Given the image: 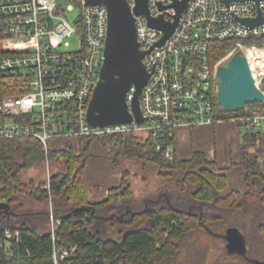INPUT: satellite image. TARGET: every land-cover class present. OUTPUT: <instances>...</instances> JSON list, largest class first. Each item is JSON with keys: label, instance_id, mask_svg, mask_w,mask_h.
Wrapping results in <instances>:
<instances>
[{"label": "built area", "instance_id": "built-area-1", "mask_svg": "<svg viewBox=\"0 0 264 264\" xmlns=\"http://www.w3.org/2000/svg\"><path fill=\"white\" fill-rule=\"evenodd\" d=\"M64 2L0 0V138L33 136L48 148L52 138L105 139L133 133L140 141L150 139L162 157L172 160L179 126L222 119L214 112L217 66L209 61L210 45L225 39L241 45L243 39L264 38V22L249 26L238 20L253 18L258 11L264 18V0H187L175 29L161 45L155 43L164 31L150 26L144 14H134L139 48L150 49L143 57L149 76L139 97L143 120L91 125L87 106L103 60L107 8L86 0ZM173 2L147 0L150 15L174 21ZM127 3L132 9L137 0ZM134 89L131 85L127 92L128 103ZM239 121L250 133L264 129V113L241 116ZM18 232L6 228L0 236L5 255L13 253ZM55 232L53 226V238ZM74 249L71 246L70 251ZM68 252L54 250L55 264Z\"/></svg>", "mask_w": 264, "mask_h": 264}, {"label": "trees", "instance_id": "trees-1", "mask_svg": "<svg viewBox=\"0 0 264 264\" xmlns=\"http://www.w3.org/2000/svg\"><path fill=\"white\" fill-rule=\"evenodd\" d=\"M235 41L225 39L210 45L207 54L212 66L230 58L222 59ZM242 42L260 45L264 38ZM212 97L217 116L233 119L241 128L239 161L228 167H220L202 150H193L185 159H165L150 139L140 141L132 133L105 138L117 145L116 154L109 159L113 165L122 155L158 167L160 187L165 191L159 193L161 197L145 200L140 208H133L124 168L120 184L111 186L107 198L88 201L87 160L97 137L52 138L62 143L53 148L49 142L45 148L33 136L0 138V201L14 211L0 209V236L6 228L20 234L11 255L0 251V264H55L54 250L64 248L68 255L56 264H165L180 259L190 232L203 226L242 227L249 247L264 248V129L250 133L239 121L241 116L263 114L264 101L225 110L217 102L214 87ZM47 160L58 166L48 180L43 178L36 185L32 178L20 179L22 170ZM25 198L50 203L53 215L60 219L54 238L49 230L38 232L18 219L27 213L20 209ZM43 212L48 217L49 209Z\"/></svg>", "mask_w": 264, "mask_h": 264}, {"label": "water", "instance_id": "water-1", "mask_svg": "<svg viewBox=\"0 0 264 264\" xmlns=\"http://www.w3.org/2000/svg\"><path fill=\"white\" fill-rule=\"evenodd\" d=\"M86 2L104 3L108 15L103 60L88 101L87 121L91 125L123 124L132 120L142 122L139 97L149 76L143 57L150 49L139 48L134 14H144L150 26L164 31L163 36L155 43L161 45L175 29L187 0H174L172 5L176 9V14L172 22L164 20L161 15L152 17L147 0H137L132 9L127 0H86ZM238 20L249 26L264 22L260 11L253 18L238 17ZM249 67L247 56L240 50L217 66L215 71L217 102L223 109H241L246 102L264 101V91L255 82ZM131 85L135 89L128 103L127 92ZM0 209L9 212V204L0 201ZM222 236L226 238L225 247L228 253L246 256V239L239 227L235 225L226 227ZM252 260L257 264H264L261 259Z\"/></svg>", "mask_w": 264, "mask_h": 264}, {"label": "rangeland", "instance_id": "rangeland-1", "mask_svg": "<svg viewBox=\"0 0 264 264\" xmlns=\"http://www.w3.org/2000/svg\"><path fill=\"white\" fill-rule=\"evenodd\" d=\"M61 3H65L64 0H58ZM68 1V0H65ZM75 13V10L68 13V17L72 16ZM75 37L71 39L72 46L75 47ZM235 41L232 47L227 51L225 56L222 59H225L234 52L240 50L244 53L249 60L250 68L253 71L255 82L260 89L264 91V54L252 53L248 50L247 43H240ZM256 49H264V44H257ZM227 56V57H226ZM214 64L213 66H215ZM240 128V127H239ZM241 130V128H240ZM133 134V133H132ZM136 138H139L135 135ZM62 145L61 140H51L49 141V146L53 148L54 146ZM252 150V148H251ZM117 164L122 168L126 169L127 177L126 180L131 187V193L133 198V208H140L145 200L148 198L151 199L159 195L160 192L165 191L163 187H160V177L158 175V167L154 163L138 160L135 158H128L126 156L118 155ZM115 164V165H117ZM58 168L54 163H50L48 160L45 161L42 165H37L28 170H22L20 172V179L22 181H27L30 178L34 180V183L37 185L39 181L43 178L46 180L49 179L50 175ZM161 197V195H159ZM49 209V215L46 217L44 214L45 209ZM21 211H26L27 213L23 216H20L18 219L24 222L29 223L34 226L38 232H43L49 230L52 232L53 226L57 227V222L55 221V216L52 213L50 203L36 202L34 200L25 198L22 201ZM4 211V210H3ZM5 212V211H4ZM14 211L9 208V212L13 213ZM28 212H30L28 214ZM123 216L126 215L122 213ZM121 214V215H122ZM52 216V217H51ZM232 221L235 220V217L232 216ZM232 223V222H231ZM229 226V225H228ZM227 227V226H226ZM224 227H207L203 226L201 228L195 229L190 232L187 242V247L184 250L183 254L180 255V259L167 261L165 264H254L247 263L244 259H241L237 254H231L226 251L225 243L226 238L222 236L225 232ZM241 231H245L242 227ZM210 230L215 231L217 234H212ZM247 252L249 256L253 258H258L264 261V248L249 247V242L246 240ZM248 248L250 251H248ZM239 263V264H240Z\"/></svg>", "mask_w": 264, "mask_h": 264}, {"label": "crops", "instance_id": "crops-1", "mask_svg": "<svg viewBox=\"0 0 264 264\" xmlns=\"http://www.w3.org/2000/svg\"><path fill=\"white\" fill-rule=\"evenodd\" d=\"M241 130L233 119H219L212 124L179 126L175 131L176 158L190 157L193 150H202L209 159H216L220 167H228L239 161ZM87 160V199L98 202L107 198L109 189L118 186L122 179V167L109 159L117 152L111 139H94Z\"/></svg>", "mask_w": 264, "mask_h": 264}, {"label": "flooded vegetation", "instance_id": "flooded-vegetation-1", "mask_svg": "<svg viewBox=\"0 0 264 264\" xmlns=\"http://www.w3.org/2000/svg\"><path fill=\"white\" fill-rule=\"evenodd\" d=\"M210 232L212 233V234H217L215 231H212V230H210ZM217 235H221V234H217ZM231 254H233V253H231ZM234 254H237V255H239V257H241V259H244L247 263H254V264H257L255 261H253L252 259H254L253 257H251V256H249L248 254H246V256L245 255H240V254H238V253H234ZM240 263V262H239ZM238 263V264H239ZM240 264H244L243 262L242 263H240Z\"/></svg>", "mask_w": 264, "mask_h": 264}, {"label": "bare ground", "instance_id": "bare-ground-1", "mask_svg": "<svg viewBox=\"0 0 264 264\" xmlns=\"http://www.w3.org/2000/svg\"><path fill=\"white\" fill-rule=\"evenodd\" d=\"M248 50L250 51V52H254V53H256V55L258 56L259 54H264V49H256L255 47L254 48H251V47H248ZM248 58V57H247ZM251 67V66H250ZM249 67V68H250ZM251 71H252V69H251ZM252 73H253V71H252ZM253 76H254V74H253Z\"/></svg>", "mask_w": 264, "mask_h": 264}]
</instances>
